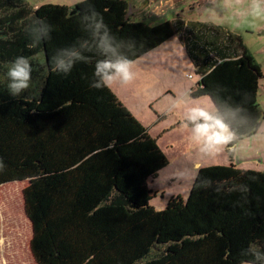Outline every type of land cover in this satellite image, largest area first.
Segmentation results:
<instances>
[{
	"label": "trees",
	"instance_id": "trees-1",
	"mask_svg": "<svg viewBox=\"0 0 264 264\" xmlns=\"http://www.w3.org/2000/svg\"><path fill=\"white\" fill-rule=\"evenodd\" d=\"M93 7L133 61L180 35L200 75L191 95L211 97L231 128V156L264 118L258 102L264 72L236 32L203 21H136L132 0L36 7L0 0V185L30 181L24 198L36 261L254 263L249 247L264 250V171L233 162L201 166L189 197L172 196L159 210L148 180L170 160L111 87H89L101 57L86 52L88 62L68 76L53 71L51 56L59 49L91 41L82 15ZM20 55L31 61L32 79L13 97L6 72Z\"/></svg>",
	"mask_w": 264,
	"mask_h": 264
},
{
	"label": "rangeland",
	"instance_id": "rangeland-1",
	"mask_svg": "<svg viewBox=\"0 0 264 264\" xmlns=\"http://www.w3.org/2000/svg\"><path fill=\"white\" fill-rule=\"evenodd\" d=\"M26 1L36 7L44 3H64L72 0ZM262 3L264 4V0H219L208 8L200 7L194 11L198 13L197 17L199 18H214L217 21H224L233 27H238L244 44L254 58L256 57L264 66V53L257 51L260 44L264 42V32L260 34L258 30L255 31V24L257 23L258 25L260 23L261 17L259 14L261 15V13L259 12V7H253V5ZM188 11L189 7L187 8ZM134 20L148 21L146 17L141 15L135 16ZM178 64H180L179 60ZM162 65L174 66L165 61ZM162 65L160 64V66ZM180 66L181 68L179 67L176 72L171 67L167 68L168 71L164 75V78L170 80L169 82L174 84L175 90L179 92L177 96L180 97V100L178 99L179 103L176 106L170 108L174 102L172 93H169L163 100H159L151 106V100L145 101L150 94V89L147 90L150 86H146L145 89L141 90L137 86L138 94L131 96L132 101L142 110L140 113L143 115L145 126L150 127L153 137L159 138L158 144L167 153L170 160L169 164L161 169L156 177L148 180L150 188L160 189L157 196H153L151 199V204L159 208L163 205L161 209L166 207L168 199L176 196L172 195V193L182 194L183 196H181L184 199L189 197L200 168H197L194 171V175L191 176L197 160L201 162V166L233 162L243 169L264 171V118L255 134L246 136L237 142L232 156L227 143L218 146L217 149L211 152H207L203 150V144L194 139L192 131L179 126L172 129V125L174 126V124L185 118L187 110L191 107L200 106L206 111L215 113V105L210 96L192 97L191 95L192 91L197 88V83L200 79L193 62L187 56L186 61H182ZM133 71V84H138L139 80L145 84L149 83V85L154 82L151 92L157 90L158 81H156L157 78L154 75H152L154 79L149 80L150 76L145 72ZM164 78L160 76L161 83L165 81ZM125 86V84H120V88L126 93L127 86ZM184 90H187V92L185 93ZM122 96H124V93ZM258 102L264 112V77L260 80ZM167 108L169 110L166 112V118H163V115L161 117V114L156 111V109ZM156 122L157 124H155ZM170 143H173V147H168ZM177 172H179V177H175ZM29 182V180L12 181L0 185V264H39L31 250L33 225L27 215L24 198V189ZM164 191L166 192L164 193ZM166 200L168 201L166 202Z\"/></svg>",
	"mask_w": 264,
	"mask_h": 264
},
{
	"label": "clouds",
	"instance_id": "clouds-1",
	"mask_svg": "<svg viewBox=\"0 0 264 264\" xmlns=\"http://www.w3.org/2000/svg\"><path fill=\"white\" fill-rule=\"evenodd\" d=\"M260 5H253L259 7ZM83 28L90 34L91 41H78L69 47L59 49L51 56V66L55 73L68 76L78 62H88L86 52H93L99 59L95 60L92 71V79L89 87L92 89L110 88L114 83L128 84L134 78L133 60L122 49L125 41L118 40L111 32L101 12L94 7L82 15ZM51 29L46 30L47 35ZM132 41L127 46L133 47ZM32 65L28 57L17 56L7 69V91L13 97L21 96L30 88L32 79ZM185 118L192 125L193 137L203 144V150L211 152L229 142L232 135L230 126L224 119L215 113L206 111L200 106L187 110ZM3 168V160L0 158V169ZM249 251L255 258L254 264L264 261V250L254 249Z\"/></svg>",
	"mask_w": 264,
	"mask_h": 264
},
{
	"label": "crops",
	"instance_id": "crops-1",
	"mask_svg": "<svg viewBox=\"0 0 264 264\" xmlns=\"http://www.w3.org/2000/svg\"><path fill=\"white\" fill-rule=\"evenodd\" d=\"M82 0H72L70 2H64L60 4H67L69 6L75 5L77 2ZM219 0H132L134 6L137 8V11L132 15V18L134 19L135 16H143L148 19L147 22L151 24L161 23L167 20L175 21L177 19H180L185 22V24L190 23L192 21H203V22H209L213 23L219 26H222L225 29H228L232 32H236L238 34H241V32L238 30V27H233L231 24L224 22V21H217L214 18H207L202 19L197 17V12L194 10L199 9L200 7H206L212 6L214 3H216ZM191 4V5H190ZM259 6V16L261 17L260 23L257 25L255 24V31L258 30L260 34L264 32V4H258ZM189 7V11L187 12V8ZM192 10V11H191ZM254 30V29H253ZM262 37V36H260ZM259 53H264V42L260 44L259 48L257 49ZM189 57L187 49L183 42L180 39V35H175L168 41L164 42L162 45L154 49L153 51L145 54L144 56L140 57L139 59L133 61V70H138L140 73L145 72L147 75L150 76V79H154L152 75H154L158 81V88L154 92H151L152 84L154 82H151L145 84L139 80L138 84H133V81L129 82L128 84H125L126 86V93L120 88L121 83H114L111 86V89L117 94V96L124 102V104L132 111V113L144 124L146 125L143 115L140 113L142 110H140V107L135 104L134 101H132L133 95L138 94L136 87H140L141 89H145L146 86H150V94L148 98L145 100L148 102V100H151V106L158 102L159 100H163L164 97H167L169 93L173 94L174 102L171 104L170 108L176 106V104L179 103L180 97L177 96L179 94L178 91L175 90V85L170 83V80H166L164 78V75L168 71L167 68H172L175 72L179 70V67L181 68L180 64L182 61H186V57ZM190 58V57H189ZM256 58V57H255ZM178 60L180 64H178ZM191 60V58H190ZM257 60V59H256ZM170 63L174 66H163V62ZM192 61V60H191ZM258 61V60H257ZM193 62V61H192ZM261 66L262 63L258 61ZM160 64L162 66H160ZM194 64V63H193ZM195 67V65H194ZM196 70V67H195ZM262 70H264V66H262ZM264 72V71H263ZM197 73V72H196ZM198 74V73H197ZM138 75V74H137ZM160 76L165 79L163 83L160 82ZM153 81V80H152ZM185 93L187 90H184ZM182 92V90H181ZM124 93V96L122 94ZM206 96V95H203ZM211 98V97H210ZM179 99V100H178ZM212 100V99H211ZM213 102V101H212ZM214 104V103H213ZM215 105V104H214ZM164 110V111H162ZM156 109V111L161 114L160 116L163 118H166L167 115V109ZM215 114H217V108L215 106ZM160 117V119H162ZM159 121V120H158ZM157 124V122L155 123ZM153 126V125H152ZM184 127V129H188L189 131H192V126H190L187 123L186 118L183 120H180L179 123L172 125V129L175 127ZM149 132L152 134L150 127H147ZM165 132V130H164ZM153 135V134H152ZM155 137V136H154ZM159 143V138H156ZM168 147H173V143H170ZM163 149V148H162ZM167 154V153H166ZM239 163V161H238ZM237 163V164H238ZM201 162L196 161L194 164V170L193 173H191V176L194 175V171L201 167ZM179 172L175 175V177H179ZM155 192V196H157V193L160 192V189H153ZM166 191H164L165 193ZM172 195H177L172 193ZM171 195V196H172ZM182 195V194H181ZM183 196V195H182ZM169 200V199H168ZM166 200V202L168 201ZM165 202V204H166ZM164 204V205H165ZM163 205H161L162 207ZM156 207V206H155ZM161 207H156L157 209H161Z\"/></svg>",
	"mask_w": 264,
	"mask_h": 264
}]
</instances>
